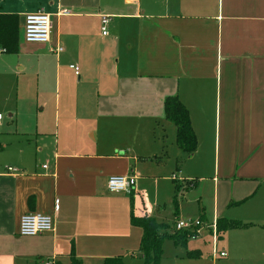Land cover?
<instances>
[{
  "label": "crops",
  "instance_id": "1",
  "mask_svg": "<svg viewBox=\"0 0 264 264\" xmlns=\"http://www.w3.org/2000/svg\"><path fill=\"white\" fill-rule=\"evenodd\" d=\"M40 11L55 24L50 43L27 44L21 30L20 45L62 46L55 55L79 68L82 117L64 114L55 147L37 131L33 154L0 137V264H67L72 253L135 262L143 231L131 224V194L108 192L111 176L172 183L179 215L206 229L227 218L252 226L226 235L264 231V0H0V14ZM168 96L189 111L192 156L165 118ZM136 188L135 215L151 216ZM28 213L51 216L52 232L21 237Z\"/></svg>",
  "mask_w": 264,
  "mask_h": 264
},
{
  "label": "rangeland",
  "instance_id": "2",
  "mask_svg": "<svg viewBox=\"0 0 264 264\" xmlns=\"http://www.w3.org/2000/svg\"><path fill=\"white\" fill-rule=\"evenodd\" d=\"M53 26L55 29V24ZM21 44L16 55L0 54V137L10 135L14 141L20 138L17 150L29 148L33 154L35 142H28V138L35 141L37 131L43 133L39 137V144L55 147L57 139H61L64 114L68 113L76 123L80 121L82 106L76 100L83 90L78 84L77 76L69 70L70 64L65 54L57 57L50 52L36 51L30 45ZM11 113L13 118L9 117ZM183 160L184 164H191L190 160ZM136 186L143 199L148 197L151 216L156 221L168 223L178 231L177 222L198 220L187 218L182 211L179 215L183 191L174 193L175 185L172 183L143 179L136 182ZM166 193L169 194L168 197ZM194 250L200 251V257L187 258L186 252ZM214 250L217 251L216 255ZM220 252L226 253V257H220ZM140 261L138 250L137 260L132 264ZM160 264H264V231L255 229L244 233L236 231L230 235L225 233L215 242L210 230L202 225L199 235L188 239L185 248L175 245L171 240H165Z\"/></svg>",
  "mask_w": 264,
  "mask_h": 264
},
{
  "label": "trees",
  "instance_id": "3",
  "mask_svg": "<svg viewBox=\"0 0 264 264\" xmlns=\"http://www.w3.org/2000/svg\"><path fill=\"white\" fill-rule=\"evenodd\" d=\"M22 25L17 15L0 14V51L4 54L16 55L20 50V37ZM164 114L167 122L176 128V142L180 151L192 156L198 148L197 137L192 127L191 118L188 109L182 103L178 96H168L164 100ZM194 185V184H193ZM134 192L130 196L131 201V224L139 227L143 231L139 247L141 261L138 264H160L163 256V243L165 240H171L175 245L186 247L188 239L195 236L194 233L175 231L168 223L156 221L150 215L137 216L134 213ZM32 199H30V202ZM251 224L243 223L239 220H228L219 218L216 220L218 237L230 230H240L251 227ZM201 253L199 250L187 251L186 256L189 259H198ZM53 264H64L61 261ZM67 264H84L71 254ZM103 264H128L124 256H117L105 259Z\"/></svg>",
  "mask_w": 264,
  "mask_h": 264
},
{
  "label": "built area",
  "instance_id": "4",
  "mask_svg": "<svg viewBox=\"0 0 264 264\" xmlns=\"http://www.w3.org/2000/svg\"><path fill=\"white\" fill-rule=\"evenodd\" d=\"M108 20L109 18L107 16L102 18V31L104 35L107 34ZM51 29V20L48 14L41 11L27 14L24 17V24L22 25L23 40L27 44L47 45L50 43ZM53 52L56 55H60L63 52L62 46L60 44L57 45L53 49ZM69 68L75 72L76 76L79 75V68L77 66L70 65ZM1 120L2 117L0 116V121ZM43 168L46 169L47 166H43ZM7 170L13 173L18 172L11 167H8ZM135 184L136 178L133 176H111L107 181V190L111 194H132ZM201 226L202 222L200 220L179 221L176 224V230L196 233L194 236L196 237L199 235V228ZM53 228L54 223L51 216L41 213H28L20 218L19 235L21 237H34L40 234L52 232ZM208 230H210L214 241L217 242L218 234L216 221L208 227ZM213 253L216 255L217 251L214 250ZM219 255L220 257H226V253L224 252H220ZM47 264H50V262H47Z\"/></svg>",
  "mask_w": 264,
  "mask_h": 264
},
{
  "label": "water",
  "instance_id": "5",
  "mask_svg": "<svg viewBox=\"0 0 264 264\" xmlns=\"http://www.w3.org/2000/svg\"><path fill=\"white\" fill-rule=\"evenodd\" d=\"M20 23L23 25L24 24V18L20 19Z\"/></svg>",
  "mask_w": 264,
  "mask_h": 264
}]
</instances>
